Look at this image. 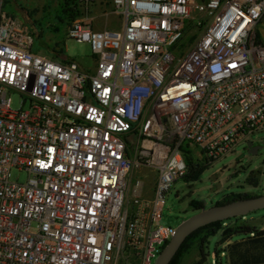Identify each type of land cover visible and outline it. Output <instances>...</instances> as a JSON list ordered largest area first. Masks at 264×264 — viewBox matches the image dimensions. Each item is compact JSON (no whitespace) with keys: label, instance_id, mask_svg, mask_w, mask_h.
Masks as SVG:
<instances>
[{"label":"built area","instance_id":"built-area-1","mask_svg":"<svg viewBox=\"0 0 264 264\" xmlns=\"http://www.w3.org/2000/svg\"><path fill=\"white\" fill-rule=\"evenodd\" d=\"M1 1L0 264H153L182 148L212 163L264 130V0H111L120 28L66 30L91 71L34 51Z\"/></svg>","mask_w":264,"mask_h":264},{"label":"rangeland","instance_id":"rangeland-1","mask_svg":"<svg viewBox=\"0 0 264 264\" xmlns=\"http://www.w3.org/2000/svg\"><path fill=\"white\" fill-rule=\"evenodd\" d=\"M100 1V3L104 2L105 5H108L110 2V0ZM76 2L79 5L81 13L76 19H82L84 16H89L94 12V9H92V0L88 7H85V5L79 2V0H76ZM1 4L2 10L14 15L20 21L28 25L36 35H38L40 30H43L42 33L45 42L52 44L57 39H62L64 56L67 59L77 62L79 67L83 70H93V55L88 44L77 42L75 39L66 35V30L73 20L70 21L63 15L62 0H2ZM92 19L97 20V17ZM58 28H60L59 32H57ZM195 35V33H190L184 36L178 52L187 50L193 44ZM36 45L39 48L38 52L40 51L41 53L50 56L41 40H37ZM19 105L20 96L17 92H13L11 94V107L17 109ZM249 139L253 141V144L256 147H258L255 154L248 153L246 145L239 144L235 147L234 152L229 153L225 157L215 160L212 163H207L203 155H201L194 146L185 145L182 148V151L186 164L188 162V157H191L194 162L205 165V169L194 182H187L181 177L171 184L170 190L166 194L160 223L175 228L182 220L194 214V209L189 206L191 200H202L204 206L209 207L230 192L247 193L250 195L263 194L264 130L252 134ZM250 170L260 171L259 183L256 187L248 186L244 182L245 177ZM139 172L140 170L135 171V175H133L131 179V184L134 183ZM26 178L27 173L24 170H19L15 167L11 169L10 179L12 181L24 182ZM152 180L153 176L151 175L145 180V186L147 189L151 185ZM146 196H149V192ZM238 217L240 218L231 220L228 223V226L232 228L244 227L248 228V230H264V209ZM220 237L221 232H218L208 238V255L203 264H226L224 247H226L227 244L242 241L240 240L241 234H235L229 239L231 241L223 246L225 242L220 244ZM245 243V247H250V252H252L253 255L260 254V243H252L250 241L241 242L243 247ZM198 252L197 246L193 244L189 250L183 254L179 264H194L199 258ZM155 258L153 259V262L155 261ZM249 264H264V262Z\"/></svg>","mask_w":264,"mask_h":264},{"label":"trees","instance_id":"trees-1","mask_svg":"<svg viewBox=\"0 0 264 264\" xmlns=\"http://www.w3.org/2000/svg\"><path fill=\"white\" fill-rule=\"evenodd\" d=\"M62 2H63L62 13L66 19L72 21L81 15L79 5L77 4L76 0H65ZM59 30L60 28L57 29V32H59ZM42 32L43 30H40L38 32V35H36L34 32L35 40H34L33 50L38 52L39 48L36 45V41L41 40L44 43L45 49L49 52V55L51 57L58 58L63 61L68 60L63 54L64 45L62 39H57L52 44H49L45 42ZM186 165H187V169L183 175V178L187 182L196 181L199 178L202 171L205 169V165H201L198 162H194L191 157H188V162ZM259 176H260L259 170H250L246 175L244 182L248 186L256 187L259 183ZM249 196H254V195H250L247 193L230 192L225 194L222 199L216 201L215 204H221L237 198H245ZM189 206L192 207L194 211H196L204 207V202L202 200H191L189 202ZM237 218L240 217L229 218L224 221L212 222L193 231L182 243L179 250L172 258L169 264H179L183 254L186 251H188L193 244L197 246L199 251L198 252L199 258L194 264H203L208 255V251H207L208 238L218 232H221V237L219 239L220 244L228 241L232 235L241 234L240 240L242 241H238L233 244H227L226 247H224V251L226 252L227 264H249V263L264 262V230H259V229L248 230V228H244V227L232 228L228 226V223L231 220H236ZM248 241L252 243H258V244L260 243L261 252L259 255H253L252 252H250L251 248L245 247L246 243L244 244V247L242 246L241 242H248Z\"/></svg>","mask_w":264,"mask_h":264},{"label":"water","instance_id":"water-1","mask_svg":"<svg viewBox=\"0 0 264 264\" xmlns=\"http://www.w3.org/2000/svg\"><path fill=\"white\" fill-rule=\"evenodd\" d=\"M248 153L255 154L258 147L252 140L246 141ZM264 209V193L245 198H237L225 203L202 207L194 214L182 220L176 227L174 234L162 247L153 264H169L185 239L196 229L212 222L246 215Z\"/></svg>","mask_w":264,"mask_h":264},{"label":"crops","instance_id":"crops-1","mask_svg":"<svg viewBox=\"0 0 264 264\" xmlns=\"http://www.w3.org/2000/svg\"><path fill=\"white\" fill-rule=\"evenodd\" d=\"M100 0H92V9H94V12L90 14L89 19H92L94 17H97V20L92 19L93 27L96 29H102V28H118L123 25V22L121 21V15L114 11L113 6L111 4V0L108 3V5H105V3H100ZM255 32L257 35V38L260 42L264 43V18L257 23L255 26ZM39 53H41L39 51ZM43 54V53H42ZM229 241H226L223 246H225ZM225 252V251H224ZM226 253V252H225ZM227 264V260H226Z\"/></svg>","mask_w":264,"mask_h":264},{"label":"flooded vegetation","instance_id":"flooded-vegetation-1","mask_svg":"<svg viewBox=\"0 0 264 264\" xmlns=\"http://www.w3.org/2000/svg\"><path fill=\"white\" fill-rule=\"evenodd\" d=\"M62 1H65V0H62Z\"/></svg>","mask_w":264,"mask_h":264}]
</instances>
